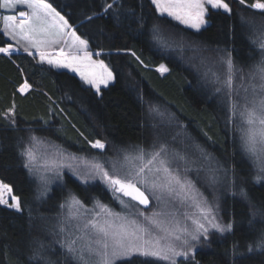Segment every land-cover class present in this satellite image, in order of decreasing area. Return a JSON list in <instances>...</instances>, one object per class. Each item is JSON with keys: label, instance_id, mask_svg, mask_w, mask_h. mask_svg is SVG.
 <instances>
[{"label": "snow or ice", "instance_id": "snow-or-ice-1", "mask_svg": "<svg viewBox=\"0 0 264 264\" xmlns=\"http://www.w3.org/2000/svg\"><path fill=\"white\" fill-rule=\"evenodd\" d=\"M237 2L242 6V24L250 27L255 24V13L246 17L243 15L245 10H259L264 16V0H253L250 4L246 0ZM150 4L154 6L157 20H170L167 21L169 27L160 23L151 25L147 46L164 53L178 52L180 60H185L186 52L192 53L187 57V63L195 67L199 82L214 86L215 92L222 94V102L231 114L227 122L235 123L232 117L239 115L242 125L246 126L240 129V148L258 162L259 173L254 177L255 181L264 180V43L259 44V59L245 71V67L237 64L232 51L202 47L189 41L182 30L178 31L176 25L171 24L176 21L199 32L208 24L206 16L210 9L223 10L229 15L233 13L226 0H150ZM0 8L25 9L18 11L19 22L16 15L5 18L8 22L0 29V59L7 58L15 65L14 56L26 54L25 59L32 57L35 60L36 54L39 55L31 73L17 66L25 77L16 90L18 93L33 88L29 83L31 75L67 69L74 74L69 81L78 76L82 85L89 86L87 90L94 89V94L99 95L101 85L107 87L110 82H115L118 72L103 59H93L102 53L91 50V41L96 36L108 37L103 29H92L91 25L97 19L112 15L118 26L122 24V16L130 17L138 25L140 35L146 27L144 15L137 16L132 8L125 10L123 0H102L96 10L85 9L75 17L71 11L61 14L45 0H3ZM73 19L75 22L70 23ZM85 26H89V30L78 34ZM252 43L255 45L257 41ZM57 48L59 56L52 58L50 51L55 52ZM131 55L136 56V53L131 52ZM176 58L168 56V59ZM136 59L144 63L139 56ZM156 71L163 76L169 68L161 63ZM82 90L85 89L82 87ZM138 100L142 109L147 105L142 113V126L149 127L151 134L150 142L143 145L116 148L105 137L88 140L89 151L86 155H77L47 136L35 134L32 129H28L25 136L16 138L17 156L29 181L35 184V200L50 198L49 184L54 179L63 181L67 169L82 184L99 179L124 210L114 212L96 197L90 198L92 207H86L87 189H84L83 197L71 190L65 193L59 204L60 219L51 228L64 264H130L134 255L152 257L168 264H178L177 258H194L199 243L205 241L210 245L213 231L224 236L235 230L234 220L225 223L220 215L218 186L236 189L232 195L248 204L253 217L258 214L245 187L246 180L227 160L218 159L188 135L186 126L178 123L168 104L158 99L146 100L143 93ZM0 119L8 121L6 130L16 131L15 105L0 113ZM110 146L112 156L107 154ZM93 149L99 151L93 153ZM153 201L156 206L148 211ZM0 205L16 213L22 214L24 210V202L15 194L14 185L2 180ZM36 219L29 209V228ZM39 220L48 230L47 218L40 216ZM249 226L250 231H256L252 220H249ZM43 247L41 244L34 248L29 260L58 264L51 256L43 255ZM241 247L245 251L238 253ZM10 252V246L0 247V256L4 259ZM253 252H264V228L256 232L254 240L243 245L239 241L232 244L234 260ZM53 253H56L55 249Z\"/></svg>", "mask_w": 264, "mask_h": 264}, {"label": "trees", "instance_id": "trees-1", "mask_svg": "<svg viewBox=\"0 0 264 264\" xmlns=\"http://www.w3.org/2000/svg\"><path fill=\"white\" fill-rule=\"evenodd\" d=\"M45 2L50 3L61 14L71 11L75 17L82 10H96L102 0ZM226 2L232 7L233 13L229 15L223 10L210 9L206 16L208 25L199 32L176 21H171V24L176 25L178 31L182 30V34L189 41L202 47L232 51L237 64L245 67L247 71L259 59V44L264 43V16H261L259 10H245L243 15L246 17L255 13V24L250 27L241 23L242 6L237 0ZM252 2L253 0H246V3ZM123 5L125 10L134 9L137 16L144 15L146 27L141 30L144 34L140 35L137 31L138 25L130 17L125 19L122 16V24L118 26L112 15L97 19L91 25L92 29H103L105 37H108L96 36L90 43L91 50L100 51L102 54L98 59H103L118 72L115 82L102 88L99 95H95L93 89L87 90L89 86L82 85L77 77L69 81V77L73 76L69 71L57 69L31 75L29 83L33 88L25 93H18L16 90L25 77L17 70V66L31 73L36 60L32 57L25 59L26 54L14 56L15 65L7 58L0 59V113L15 105L17 122V130L11 131L6 130L8 121L0 119V180L14 185L15 194L21 196L24 202L22 214L0 205V247L8 245L11 248L7 259L0 256V264H41L38 259L29 260L33 249L41 244L44 246L41 250L43 255L51 256L58 264H64L63 258L58 254L59 245L55 243L56 237L51 234V228L60 219L59 204L63 195L70 190L83 197L84 189H87L89 200L85 201L86 207L91 208L90 198L96 197L114 212L122 210L99 179L82 184L67 169L64 170L63 181L54 179L49 184L50 198L35 200V184L29 181L17 156L16 138L25 136L27 130L32 129L35 134L47 136L69 153L77 155H86L89 151L88 140H103L105 137L116 148L143 145L150 142L151 134L149 127L142 126V113L147 105L142 109L138 100L141 93L146 100L158 99L168 104L176 114L178 123L186 126L188 135L218 159L227 160L246 180L245 187L258 210V214L253 217L248 204L232 195L236 189L218 186L216 195L220 198V215L225 223L234 220V232L221 236L213 231L210 245L202 241L196 246L194 258H180L178 264H264V252L245 253L243 259L237 256L234 260L232 256L234 241L243 245L254 240L256 232L264 228V180L255 181L254 177L259 173L258 162L240 148V129L245 125H242L239 115L232 117L235 123L227 122L231 114L222 102V94L216 93L214 86L198 81L195 67L187 63V57L192 55L190 51L185 53V60H180L178 52L164 53L147 46L148 29L151 25L160 23L169 27L167 21L170 18L157 20L150 0H123ZM74 22V19L70 20V23ZM88 30L89 26H85L78 34ZM253 40L257 41L255 45ZM117 49L121 51L118 52ZM131 52H135L144 63L141 64ZM170 55L177 58L168 59ZM161 63L169 68V72L163 76L156 71ZM243 94L241 90V95ZM45 121L48 122L47 126ZM91 151L96 153L99 150ZM107 154L113 155L111 146ZM152 207L153 203L150 209ZM29 209L32 216L37 217L31 228ZM40 216L47 218L48 230L42 227ZM249 220L254 222L256 231H250ZM244 251L241 247L238 253ZM130 264L168 262L135 255Z\"/></svg>", "mask_w": 264, "mask_h": 264}, {"label": "rangeland", "instance_id": "rangeland-1", "mask_svg": "<svg viewBox=\"0 0 264 264\" xmlns=\"http://www.w3.org/2000/svg\"><path fill=\"white\" fill-rule=\"evenodd\" d=\"M3 2V0H0V3H2ZM20 10H25V9H23V8H18V9H6V8H0V29H2L3 27H4V25L8 22V21H6V17H10V16H13V15H16V17H17V22H19V20H20V17L18 16V11H20ZM208 25V24H207ZM206 25V26H207ZM183 26H185V25H183ZM206 26H202V28L201 29H203L204 27H206ZM186 27V26H185ZM191 29V28H190ZM200 29V30H201ZM192 30H194V29H192ZM34 52H35V50H33ZM50 55L52 56V58H57L58 56H59V50H58V48H57V50L55 51V52H51L50 51ZM39 59V55L38 54H36V59L35 60H38ZM93 59H98V57H96V56H94L93 57ZM59 70H66V71H68L67 69H59ZM73 74V73H72ZM74 75V74H73ZM78 79H79V77L78 76H76ZM113 82H110L109 83V85L110 84H112ZM108 85V86H109ZM88 86V85H87ZM102 88H105L103 85H101V89ZM94 90V89H93ZM95 91V90H94ZM46 175H51V173H46ZM149 195H150V193H149ZM125 199H127V198H125ZM153 203V207H155L156 206V202L155 201H153L152 202ZM152 203H151V205H152ZM120 206V205H119ZM152 207V208H153ZM120 208H121V206H120ZM141 208V207H140ZM150 208H151V206H150ZM149 208V209H150ZM151 210V209H150ZM184 209H181V211H183ZM122 211H124V210H120V212H122ZM135 256V255H134ZM133 256V257H134ZM138 256V255H137ZM177 259H180V258H177ZM166 262V261H165Z\"/></svg>", "mask_w": 264, "mask_h": 264}, {"label": "water", "instance_id": "water-1", "mask_svg": "<svg viewBox=\"0 0 264 264\" xmlns=\"http://www.w3.org/2000/svg\"><path fill=\"white\" fill-rule=\"evenodd\" d=\"M150 206H151V204H150ZM150 206H149V208H150ZM141 208H143V206H140Z\"/></svg>", "mask_w": 264, "mask_h": 264}]
</instances>
